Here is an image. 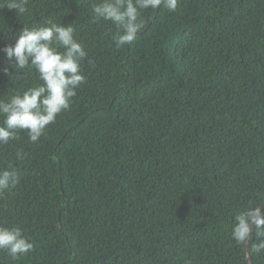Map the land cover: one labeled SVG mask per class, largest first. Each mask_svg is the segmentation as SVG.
<instances>
[{
    "label": "trees",
    "instance_id": "obj_1",
    "mask_svg": "<svg viewBox=\"0 0 264 264\" xmlns=\"http://www.w3.org/2000/svg\"><path fill=\"white\" fill-rule=\"evenodd\" d=\"M94 2L0 7V49L51 20L71 24L88 54L87 83L40 141L21 132L0 146V169L20 177L0 194V225L34 244L15 261L0 251V264H248L232 226L264 203V0L143 10L121 48ZM9 63L0 51V96L39 83L34 70L5 75Z\"/></svg>",
    "mask_w": 264,
    "mask_h": 264
},
{
    "label": "clouds",
    "instance_id": "obj_2",
    "mask_svg": "<svg viewBox=\"0 0 264 264\" xmlns=\"http://www.w3.org/2000/svg\"><path fill=\"white\" fill-rule=\"evenodd\" d=\"M27 3L28 0H3L0 7L24 14ZM178 4L179 0H98L91 7L97 19L116 27L117 34L112 39L115 47L121 48L136 40L144 27L143 10L163 7L174 12ZM74 32L71 24L49 20L44 26L24 27L14 46L0 49L10 62L2 69L5 75L19 77L22 70H34L39 81L22 92L0 96V146L19 139L21 132H26L29 142L38 143L57 116L71 108L77 89L87 83L82 62L88 54ZM24 158L23 151L16 153L17 160ZM19 182L15 169H0V194L14 189ZM259 196L264 199V193ZM253 235L258 241L254 245ZM232 239L239 244L250 242L256 253H264V203L249 204L238 211L233 217ZM33 249V242L21 227L0 225V251H6L13 261Z\"/></svg>",
    "mask_w": 264,
    "mask_h": 264
},
{
    "label": "water",
    "instance_id": "obj_3",
    "mask_svg": "<svg viewBox=\"0 0 264 264\" xmlns=\"http://www.w3.org/2000/svg\"><path fill=\"white\" fill-rule=\"evenodd\" d=\"M249 244H245V254H246V259H247V262L248 264H254L253 263V259H252V256H251V252H250V248H249Z\"/></svg>",
    "mask_w": 264,
    "mask_h": 264
}]
</instances>
